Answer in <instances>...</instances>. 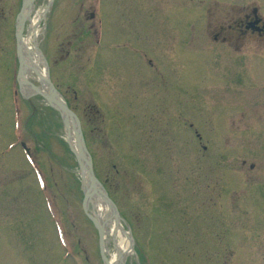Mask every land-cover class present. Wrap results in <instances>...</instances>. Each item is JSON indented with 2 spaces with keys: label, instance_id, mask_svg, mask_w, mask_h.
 Here are the masks:
<instances>
[{
  "label": "rangeland",
  "instance_id": "rangeland-1",
  "mask_svg": "<svg viewBox=\"0 0 264 264\" xmlns=\"http://www.w3.org/2000/svg\"><path fill=\"white\" fill-rule=\"evenodd\" d=\"M23 1L0 0V264H105L62 115L21 94ZM254 7L35 0L24 40L44 12L32 42L134 239L125 264H264V41L214 38Z\"/></svg>",
  "mask_w": 264,
  "mask_h": 264
},
{
  "label": "water",
  "instance_id": "water-1",
  "mask_svg": "<svg viewBox=\"0 0 264 264\" xmlns=\"http://www.w3.org/2000/svg\"><path fill=\"white\" fill-rule=\"evenodd\" d=\"M35 0H24L22 4L21 11L17 18V30H16V40H17V54L20 61V69L18 74L19 84L23 88L24 86L30 87L35 93L42 95L49 105L56 109L63 118L65 127L68 133V142L71 145V149L76 156L78 164L80 165L83 189H84V202L83 207L84 211L89 217V219L94 222L98 233L100 236V248L101 255L105 264H111L107 256L106 249V232L104 223L96 216L94 210H90V203L94 195H96L97 189H101V193L106 198V201L112 206L116 212L117 218L119 220V214L115 202L108 195L104 185L101 183L96 176L93 164L92 154L89 151L85 137L82 132L81 121L79 120L78 115L68 106L67 102L63 98L60 92L57 91V88L52 83L49 73L47 75H42L38 70H34L35 74L41 77L42 81L46 84L48 83V91L44 88H40L31 81L27 80L24 75L27 67L25 60V51H24V31L26 28V22L30 19V14L33 11ZM48 71V70H47ZM25 78V79H24ZM45 83L42 82L43 87ZM24 89V88H23ZM73 129V131H72ZM72 132H74V138L76 140L77 147L74 148L71 144ZM23 146L26 148V151L29 153V149L26 147V144L23 143ZM87 175L89 179V185H86L85 176ZM131 237V234H130ZM133 241V237L131 238Z\"/></svg>",
  "mask_w": 264,
  "mask_h": 264
},
{
  "label": "bare ground",
  "instance_id": "bare-ground-1",
  "mask_svg": "<svg viewBox=\"0 0 264 264\" xmlns=\"http://www.w3.org/2000/svg\"><path fill=\"white\" fill-rule=\"evenodd\" d=\"M44 12H41L35 19L32 21L31 29L29 36L25 39L24 42V51H25V60L27 63L26 71L24 77L33 81L34 79V70H38L42 75H47V66L43 57L42 52L33 45L32 39L36 38L39 31V24ZM24 78V79H25ZM37 81H42L41 77L37 75ZM46 91H48V83L44 85ZM34 91L27 86H24V93L32 94ZM73 131V129H72ZM71 144L74 148L77 147L76 140L74 138V132H72ZM86 185H89V179L87 175L85 176ZM96 195L91 200L90 207H93V210L96 216L104 223L105 232H106V249L109 252L108 245L111 242L115 243V251L111 264H125L126 259L132 253L133 242L130 237V232L125 231L124 225L121 219L117 218L116 212L112 206L106 201V198L101 193V189H97Z\"/></svg>",
  "mask_w": 264,
  "mask_h": 264
},
{
  "label": "flooded vegetation",
  "instance_id": "flooded-vegetation-1",
  "mask_svg": "<svg viewBox=\"0 0 264 264\" xmlns=\"http://www.w3.org/2000/svg\"><path fill=\"white\" fill-rule=\"evenodd\" d=\"M91 17H94V13ZM256 36L264 41V17L260 10L254 7L252 10L247 11L243 17L235 19L231 25L221 27L214 38L232 45L231 42L234 40L239 43L247 37Z\"/></svg>",
  "mask_w": 264,
  "mask_h": 264
}]
</instances>
